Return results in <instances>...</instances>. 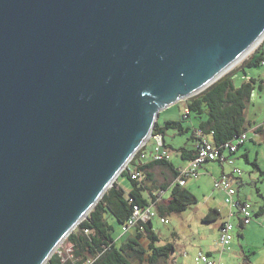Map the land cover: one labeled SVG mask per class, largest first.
Instances as JSON below:
<instances>
[{
    "label": "water",
    "instance_id": "obj_1",
    "mask_svg": "<svg viewBox=\"0 0 264 264\" xmlns=\"http://www.w3.org/2000/svg\"><path fill=\"white\" fill-rule=\"evenodd\" d=\"M263 37L264 0H0V264H46Z\"/></svg>",
    "mask_w": 264,
    "mask_h": 264
},
{
    "label": "trees",
    "instance_id": "obj_2",
    "mask_svg": "<svg viewBox=\"0 0 264 264\" xmlns=\"http://www.w3.org/2000/svg\"><path fill=\"white\" fill-rule=\"evenodd\" d=\"M261 64H264L263 50L256 51L239 67L221 77L198 95L186 100L188 112L183 115V119L188 115H194L198 119L204 117L198 128L191 132L195 141V150L180 149L187 155L188 160L193 159L196 153V130H200L204 135L212 133V140L217 146L232 141L248 130L244 116L246 104L255 87L260 91L263 89L264 80L258 81L260 84L256 86V81L250 77L246 79L247 74L243 71L244 68ZM238 72H243L244 81L237 87L233 78ZM181 121H166L163 125L156 122L152 134L160 135L163 145L166 147L164 144L166 131L174 130L177 134L190 131V128H185ZM255 131L262 134L264 138V122ZM134 158L130 162H133ZM244 158L248 161L246 156ZM152 163L173 170L168 160ZM152 163L139 166L137 171L149 169ZM252 165L256 167L255 162H252ZM177 176L178 170L173 171V183ZM120 177H124L130 182V190L126 192L115 182L104 193L86 219L80 222L65 240L68 244L67 256L61 257L54 253L46 264H131L128 258H134L141 262L146 261L148 264H158L161 259L164 261L170 259L175 248L171 243L157 245L160 238L154 231L152 222L139 223L125 234L127 238L120 245H118V240L111 235L113 227L106 220L105 215H109L119 226H122L131 216L135 205L145 207L152 202L147 203L142 195L143 188L140 182L131 178L127 167L121 172ZM174 185L166 208H159L158 204L156 205V211L158 210L161 216L170 212L182 213L196 202V198L187 189L176 183ZM167 186L165 185V188ZM261 209L259 214H262ZM213 214L218 215V212L212 210L204 220L211 221ZM131 232H135L133 237L129 236ZM142 239L147 241L146 248L140 243Z\"/></svg>",
    "mask_w": 264,
    "mask_h": 264
},
{
    "label": "rangeland",
    "instance_id": "obj_3",
    "mask_svg": "<svg viewBox=\"0 0 264 264\" xmlns=\"http://www.w3.org/2000/svg\"><path fill=\"white\" fill-rule=\"evenodd\" d=\"M259 50L264 51V39L245 59L236 64L229 72L239 67L243 61L250 58ZM263 71L264 64H261L251 68H244L243 72L251 78H254L256 80L255 85L257 86ZM243 72L236 73L233 78L234 84L237 87L244 80L242 79ZM185 105L186 101H181L162 111L159 114V123L163 124L166 120H180L182 116L181 112H183L182 106L185 108ZM244 116L246 124L248 125L250 122L253 128L264 122V92L260 91L257 87L254 88L250 95ZM191 119L194 122L199 121L194 116H191ZM181 122L183 126L187 125L184 120ZM253 128L246 131L247 138L245 144L240 147L241 149L239 148L240 151L236 154L233 164L229 165L231 167L225 166L227 167V172L239 171L241 183H237L234 186L238 188L240 196L250 204L253 217L250 224L245 226L242 237L238 236L237 232H239V228L236 227L234 229L231 246L225 251L222 258V261L228 264H264V213L259 214L260 209L264 208V138L262 134L253 132ZM191 132L190 129L189 132H184L183 134H173V130H168L166 131L165 141L171 144L173 148H179L187 142L189 135L191 136ZM176 152L171 151L170 159L174 163L177 162ZM244 156L247 157L248 161ZM252 162L256 163V167L252 165ZM207 167L213 173L217 171V167L214 164H208ZM214 177L215 175H207L206 177L201 176L196 180L192 178L188 179L185 188L193 194L196 202L191 204L182 213L170 212L165 214L164 223H160L158 218L152 220L155 232L160 238L157 245L161 246L166 243H171L175 248V252L171 255L170 259L167 261L161 259L158 264H176V262L177 264H182V261L184 264H191L190 259L198 252L204 253L209 249L212 252L219 250H215L216 247L214 246L217 233L215 230L216 225L222 220V216L220 215L217 219H212L211 221L203 220L204 216L208 213V208L211 206H216L220 210V213L224 214L219 202L220 198L212 187ZM117 184L125 191H129L131 188L130 183L124 177L119 176L117 178ZM163 184H166L164 180L162 182ZM105 218L113 227L111 235L114 239L118 240V245H120L127 236H122L119 224L114 219L109 215H105ZM134 235L135 232L129 234L131 237ZM140 243L146 248L147 241L145 239H142ZM184 251L189 257H184L180 254ZM58 253L61 257L67 256L68 244L66 241L60 245ZM217 255L215 254V256ZM245 257L249 263L245 260ZM128 260L131 264H148L146 261L141 262L134 258H128Z\"/></svg>",
    "mask_w": 264,
    "mask_h": 264
},
{
    "label": "built area",
    "instance_id": "obj_4",
    "mask_svg": "<svg viewBox=\"0 0 264 264\" xmlns=\"http://www.w3.org/2000/svg\"><path fill=\"white\" fill-rule=\"evenodd\" d=\"M262 79L264 80V71ZM184 112L186 114L188 110L185 109ZM246 136V132L241 133L240 136L235 137L232 141L217 146L212 140V133L204 135L200 130H196L197 143L195 156L193 159L189 160L183 168L178 170V176L174 180V183L180 187H184L188 179L198 178L200 175V169L206 163L232 165L234 160L233 155L236 154L237 150L245 143ZM147 142L152 145L151 152L148 155H141L142 160H145L147 163L169 160L170 151L164 147L160 135L151 134ZM147 142L141 147V149L148 144ZM140 150L137 153H139ZM140 177L141 173L139 171H135L131 174V178L134 180L138 181ZM238 177L239 171L236 170L230 175L223 174L218 178H214L212 181L213 189L222 193V200L226 209V213L220 223L218 232L217 244L220 252L219 256L225 253V251L231 246L234 229L237 227L240 230L241 227L250 224L253 219L250 204L238 196L237 188L234 186L233 182L236 181ZM159 201V198L152 200V202L145 207L135 205L131 216L121 226V234L125 235L129 233V231L139 223L145 224L147 222H152L154 218H157L158 214L156 211V205ZM158 218L161 223H164V218ZM59 247L56 250L57 252L55 251L58 255ZM182 255L187 257L186 253ZM192 260L194 264H228L223 262L221 257H211L209 254L203 252H198L192 257Z\"/></svg>",
    "mask_w": 264,
    "mask_h": 264
},
{
    "label": "crops",
    "instance_id": "obj_5",
    "mask_svg": "<svg viewBox=\"0 0 264 264\" xmlns=\"http://www.w3.org/2000/svg\"><path fill=\"white\" fill-rule=\"evenodd\" d=\"M250 76H248V74H247V77H246V79L247 78H249ZM251 78V77H250ZM243 79V78H242ZM252 79H254V78H252ZM255 80V79H254ZM262 80V76H261V78H259V82ZM244 81V80H243ZM242 81V82H243ZM256 81V80H255ZM258 82V84H260ZM261 91H263L264 92V86H263V89L261 90ZM183 107V112H181V119H183V115L185 114V109H186V105H185V108H184V106H182ZM191 116H194V115H188V117H186L185 119H183L186 123H187V125L186 126H184L185 128H187V127H189L190 129H191V131H194L195 129H197L198 128V126H199V123H200V121H202L203 119H204V117H201L200 119H199V121L198 122H194V121H192V119H191ZM195 118H196V116H194ZM158 119H159V116H158ZM157 119V123L158 124H160L159 123V120ZM181 119L180 120H173V121H181ZM166 121H172V120H166ZM165 121V122H166ZM164 122V123H165ZM163 123V124H164ZM163 124H160V125H163ZM261 124H263V123H261ZM260 124V125H261ZM246 126H247V128H248V130L249 129H251V128H253L251 125H250V122L248 123V125L246 124ZM259 125H257V127H258ZM257 127L255 126V128H253L252 129V131L254 132L256 129H257ZM256 132V131H255ZM177 132L176 131H174L173 130V134H176ZM166 135V134H165ZM172 137H174V135H172ZM164 144H165V146L167 147V149L170 151V156H169V160H168V162H170L171 163V165H172V167H173V170H171V169H169V168H167V167H163V166H160V165H158L157 163H152L151 165H150V168L149 169H147V170H145V171H140V173H141V177H140V179L138 180V182H140V185H141V187L143 188V191H142V195H143V197L147 200V203H149V202H151L153 199H160V201H159V203H158V206L157 207H159V208H166V206L168 205V202H169V199H170V193H171V191H172V189L174 188V183H173V171H176V170H179V169H181V168H183L186 164H187V162L189 161L188 160V158H186V154H184V153H182L181 152V150L180 149H186V150H195V141L193 140V137H192V134H191V136L189 135V137H188V139H187V142L183 145V146H180L179 148H173V146L171 145V144H168V143H166V141H165V136H164ZM245 144V143H244ZM243 144V145H244ZM242 145V146H243ZM151 143H148L147 145H145L144 146V148L143 149H141L140 150V152L139 153H137L136 155V158H134V161L133 162H129L128 163V165H127V168H128V171H129V173L130 174H133L135 171H137V168L139 167V166H142V165H145V164H148L145 160H142L141 159V155H148L150 152H151ZM241 149V148H240ZM240 149H238L237 150V152H236V154L240 151ZM171 151H177L176 153V159H177V162L176 163H174L173 161H171V159H170V157H171ZM236 154H234L233 155V159L235 160V157H236ZM208 164H214L216 167H217V171L215 172V173H213V172H211L210 170H209V168L207 167L208 166ZM225 166H227V167H231V166H229V165H222V164H219V163H206V164H204L203 166H202V168L200 169V175L198 176V178L199 177H201V176H212V175H215V177L214 178H217V177H220L221 175H223V174H225V175H230V174H232V171L230 172V171H228L227 172V167H225ZM159 171V172H158ZM198 178H196V179H198ZM213 178V179H214ZM126 179V178H125ZM195 179V180H196ZM163 180L165 181V185H168L167 186V188H165V185L163 184L162 185V182H163ZM115 182H117V180L115 181ZM129 182V181H128ZM130 183V182H129ZM186 183H187V181H186ZM186 183H185V185H184V187L183 188H185L186 187ZM234 183V185L235 184H240L241 183V180H240V177H238V179H236V181H234L233 182ZM165 188V189H164ZM186 189V188H185ZM188 190V189H187ZM189 191V190H188ZM215 191V190H214ZM126 192H128V191H126ZM190 192V191H189ZM217 193V196H219V202H220V204H221V207L223 208V211H224V214H221L220 213V210L216 207V206H211V207H209L208 208V213L207 214H209V213H211V211L212 210H216L217 212H218V215H216V214H213V217H212V219H217L220 215L222 216V219H223V217H224V215H225V213H226V209H225V206H224V204H223V200H222V198H223V195H222V193H220V192H218V191H216ZM237 192H238V196L241 198V199H243L241 196H240V193H239V191H238V188H237ZM191 193V192H190ZM192 194V193H191ZM193 195V194H192ZM245 200V199H244ZM261 213H264V208H262L261 209ZM157 214H158V217H161V216H159V215H161V214H159V212H158V210H157ZM206 214V215H207ZM206 215L204 216V218L206 217ZM157 217V218H158ZM156 218V219H157ZM161 218H164V216L163 217H161ZM204 218H203V220H204ZM158 220H159V218H158ZM165 220V219H164ZM202 221V220H201ZM222 221V220H221ZM221 221L216 225V230H215V232L217 231V233H216V241H215V250H217V249H219V247H218V244H217V240H218V232H219V227H220V223H221ZM159 222H160V220H159ZM161 223V222H160ZM152 224V227H153V229H154V226H153V223H151ZM120 227V232H121V226H119ZM244 228L245 227H243V228H241L240 230H239V232H237L238 233V236H241L242 237V235H243V231H244ZM154 231H155V229H154ZM214 250V251H215ZM184 253H186L185 251L184 252H182V253H180V254H184ZM204 253H207V254H209L211 257L212 256H214V257H221V259L223 258V256H224V253L223 254H221L220 256H219V250L217 251V252H212L210 249L209 250H207L206 252H204ZM215 254H218L217 256H215ZM174 257H175V255H174ZM187 257H189L188 256V254H187ZM245 260L248 262V259L245 257ZM190 261H191V264H194L193 263V260H192V258L190 259ZM175 262H176V258H175ZM182 263H184L183 261H182ZM226 263V262H225ZM249 263V262H248ZM176 264H177V262H176ZM181 264V263H180Z\"/></svg>",
    "mask_w": 264,
    "mask_h": 264
},
{
    "label": "bare ground",
    "instance_id": "obj_6",
    "mask_svg": "<svg viewBox=\"0 0 264 264\" xmlns=\"http://www.w3.org/2000/svg\"><path fill=\"white\" fill-rule=\"evenodd\" d=\"M263 39H264V37H263L261 40H259L258 43H256V44H255V45H254V46H253V47H252V48H251V49H250V50L244 55V57H243L240 61H242L243 59H245V57L248 56V55L250 54V52H252V51L256 48V46H257V45H258ZM240 61H239V62H240ZM239 62H238V63H239ZM238 63H237V64H238ZM234 66H235V65H234Z\"/></svg>",
    "mask_w": 264,
    "mask_h": 264
}]
</instances>
